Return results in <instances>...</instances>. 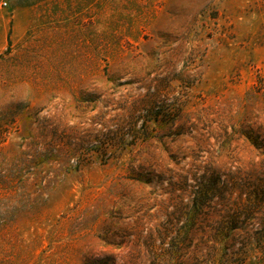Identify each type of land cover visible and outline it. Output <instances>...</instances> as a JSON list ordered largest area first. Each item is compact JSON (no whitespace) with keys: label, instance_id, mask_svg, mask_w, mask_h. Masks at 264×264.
Returning a JSON list of instances; mask_svg holds the SVG:
<instances>
[{"label":"rangeland","instance_id":"374dc122","mask_svg":"<svg viewBox=\"0 0 264 264\" xmlns=\"http://www.w3.org/2000/svg\"><path fill=\"white\" fill-rule=\"evenodd\" d=\"M0 264H264V0L0 9Z\"/></svg>","mask_w":264,"mask_h":264},{"label":"built area","instance_id":"2783aa9c","mask_svg":"<svg viewBox=\"0 0 264 264\" xmlns=\"http://www.w3.org/2000/svg\"><path fill=\"white\" fill-rule=\"evenodd\" d=\"M11 0H0V9L7 8L10 5Z\"/></svg>","mask_w":264,"mask_h":264},{"label":"trees","instance_id":"16d2710c","mask_svg":"<svg viewBox=\"0 0 264 264\" xmlns=\"http://www.w3.org/2000/svg\"><path fill=\"white\" fill-rule=\"evenodd\" d=\"M229 231H231V230H229Z\"/></svg>","mask_w":264,"mask_h":264}]
</instances>
